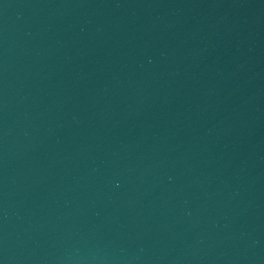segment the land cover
I'll use <instances>...</instances> for the list:
<instances>
[{"label":"water","instance_id":"95a60500","mask_svg":"<svg viewBox=\"0 0 264 264\" xmlns=\"http://www.w3.org/2000/svg\"><path fill=\"white\" fill-rule=\"evenodd\" d=\"M0 264H264V0H0Z\"/></svg>","mask_w":264,"mask_h":264}]
</instances>
